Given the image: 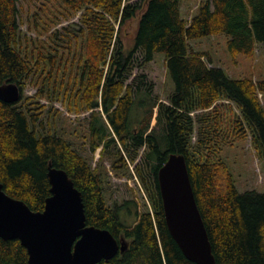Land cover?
Segmentation results:
<instances>
[{
  "label": "trees",
  "instance_id": "1",
  "mask_svg": "<svg viewBox=\"0 0 264 264\" xmlns=\"http://www.w3.org/2000/svg\"><path fill=\"white\" fill-rule=\"evenodd\" d=\"M53 1L60 9L55 7L51 17L34 22V27L38 36L54 42L66 38L70 50L71 39L60 37L52 27L58 14L68 18L80 12L81 27L73 37L80 35L81 41L78 50L73 46L71 58L63 48L46 51L41 39L34 45L36 52L22 53L17 0H0V84L15 82L22 91L15 103L0 100L4 191L41 211L50 194L47 168H61L81 193L86 224L108 229L122 243L125 240V248L99 264H196L183 255L167 228L158 186V169L168 154H183L215 264H264V192L239 191L220 156L222 145L249 135L264 159V78L230 77L222 67L211 65L208 52L188 44L223 35L232 57L252 58L256 44L264 43V0H203L189 21L180 14L181 0ZM137 15L133 45L125 47L121 31ZM137 51L142 64L156 52L164 54L173 83L167 103L153 100L148 88L142 90L137 84L133 90L126 83ZM34 76L39 87L33 96L24 97L25 82ZM45 87L47 92L63 90L68 111H90L89 148H100L103 158L114 145L113 169L126 165L124 149L137 152L145 147L134 172L151 210L139 211L134 200L108 205L98 167L64 136L38 132L44 108L39 97ZM153 118L156 122L150 127ZM126 214L133 216L130 223ZM0 264H30L20 240L0 237Z\"/></svg>",
  "mask_w": 264,
  "mask_h": 264
},
{
  "label": "rangeland",
  "instance_id": "2",
  "mask_svg": "<svg viewBox=\"0 0 264 264\" xmlns=\"http://www.w3.org/2000/svg\"><path fill=\"white\" fill-rule=\"evenodd\" d=\"M202 1L181 0V16L186 21H189L197 13ZM58 4V2H54L53 0H17V20L21 38L19 47L22 53L25 51L29 53L31 50L36 52L37 50L34 48V45H38L37 39L42 40L46 51L53 52L57 48H63L66 54L70 51V58L72 57L71 54L74 48L76 47L78 50L81 36L77 35V38H74L73 34H76V30L81 27V22H79L80 12L68 18L62 14H58L56 23L52 27V30L57 29L59 31L60 37H69L71 39L70 50L67 49L69 43H67L68 40L66 38L63 40L64 42H60L59 40L54 42L45 35L38 36L35 30L34 22L42 23L43 20L51 17L50 13L54 11L55 7L59 8ZM138 17L137 15L131 19L121 31V41L125 47L133 45ZM188 44L194 50L208 52L212 60L211 65L222 67L230 77L241 78L252 76L254 79L264 78V43L256 44L255 55L252 58L243 55L232 57L226 49V37L223 35L192 39L188 41ZM73 46L75 47L73 48ZM41 47L42 45L40 44ZM141 60V53L137 51L134 54L130 71L127 74L126 83H131L133 90H135L137 84L142 86V90L148 88L151 90L150 95L153 100L167 103L168 96L173 89V83L165 68L164 54L162 52L154 53L153 59L145 64H142ZM74 72L73 69V73L70 75V77L72 76V80ZM67 76L68 72H66L65 79H67ZM33 80H35V76L33 79L28 78L26 80V86L23 89L24 97L33 96L36 93L39 85L34 84ZM55 91L47 92V87H45L44 95L39 97V101L44 104V108L40 116V119L43 121V127L38 126V132H53L54 134L64 136L92 166L98 167L103 179L104 196L108 205L112 206L115 203L120 205L125 201L134 200L137 202L139 211L151 210L148 195H145L144 187L134 172L135 164L140 161L145 147H140L137 152L124 149L126 165L113 169L111 164L114 161L116 151L114 145H111L104 151L103 158H100V148H97L95 151H91L89 148L87 125L90 111H81L79 113L68 111L66 105L68 100L62 101L63 90L58 92L56 88ZM262 104L264 107V99H262ZM154 111H157V107ZM135 114H133V118ZM155 122L156 118H153L150 127ZM159 129L160 127L158 126L157 130ZM194 139L195 135L192 136V140ZM132 156H134V160H131ZM220 156L228 164L235 186L239 191L254 189L264 192V159L259 157L254 150L249 135L245 139L231 145H222ZM131 209L134 210V205H131ZM124 219L130 223L133 220V216L129 217V214H126ZM123 242L126 245L125 240Z\"/></svg>",
  "mask_w": 264,
  "mask_h": 264
},
{
  "label": "water",
  "instance_id": "3",
  "mask_svg": "<svg viewBox=\"0 0 264 264\" xmlns=\"http://www.w3.org/2000/svg\"><path fill=\"white\" fill-rule=\"evenodd\" d=\"M15 82L0 84V100L21 98ZM44 208L34 211L8 195L0 182V237L18 239L30 264H99L125 248L108 229L87 225L80 191L65 170L47 168ZM167 228L183 255L196 264H215L208 232L194 195L183 154L169 153L158 169Z\"/></svg>",
  "mask_w": 264,
  "mask_h": 264
}]
</instances>
